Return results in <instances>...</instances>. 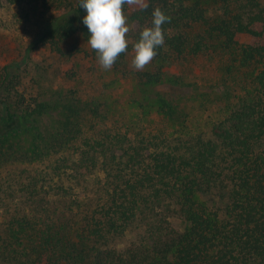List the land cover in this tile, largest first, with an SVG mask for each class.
<instances>
[{
  "label": "trees",
  "instance_id": "1",
  "mask_svg": "<svg viewBox=\"0 0 264 264\" xmlns=\"http://www.w3.org/2000/svg\"><path fill=\"white\" fill-rule=\"evenodd\" d=\"M12 8L0 34L26 41L25 62L32 51L97 61L79 0H0ZM154 8L171 18L164 45L130 69ZM125 11L128 48L110 70L135 74L139 112L109 109L106 92L86 103L66 93L51 126L41 84L0 62V264H264V0H134ZM200 58L214 74L190 83L202 100L184 88L168 97L182 102L164 97L166 70L187 80Z\"/></svg>",
  "mask_w": 264,
  "mask_h": 264
},
{
  "label": "rangeland",
  "instance_id": "2",
  "mask_svg": "<svg viewBox=\"0 0 264 264\" xmlns=\"http://www.w3.org/2000/svg\"><path fill=\"white\" fill-rule=\"evenodd\" d=\"M133 4V3H132ZM16 11V8L9 10L0 11V19L7 14V19H9L10 14ZM8 23V20H7ZM14 35L9 33L0 34V62L4 63H18L21 66V69L24 71L25 80L34 86L41 84L42 95L41 100H46L47 104L50 106V114L47 117L46 123L59 127L64 118V102L67 100L66 93H69V97L82 98V102L86 103V100H92L93 96L98 97L103 92L105 97V102L108 104V108H118V113L121 111L127 112H139L141 109L138 108V103L135 101V98L142 97L137 81H135L132 76L135 74H130L132 76L118 75L112 73L111 70H103L100 68L99 64L95 60H91L89 57L80 56L77 57L74 61L70 58H57L49 55L45 51H32L29 53L28 62L24 61V47L26 41H21L15 39ZM242 41H248L247 36L241 37ZM5 42L7 45L5 46ZM5 55L6 60L3 61L1 56ZM210 60H205L200 58L196 61L194 71H192L187 77L186 80L184 75L180 76L177 69H167L166 73L169 75L164 79L166 82L167 90L169 94H163L164 97L168 98L172 92H175L177 88H184L185 92L195 100L196 104L200 102V98L195 97V92L192 91L193 86L190 83L195 85L203 79L209 80L213 78L214 74L209 70ZM72 69L77 70L79 77L75 76L72 79L65 77L64 73ZM134 68L131 66L130 69ZM182 78L183 81L179 82L178 80L170 81L174 76ZM162 81V80H161ZM177 83H176V82ZM30 84V85H31ZM177 84V86H175ZM200 84H202L200 82ZM166 90V91H167ZM179 89H177L178 91ZM201 92H205V88L201 87L199 89ZM76 92V93H74ZM139 92V93H138ZM176 93V92H175ZM167 94V96H166ZM181 96V95H180ZM182 98V99H181ZM181 98L171 97L170 100L176 102H182L185 100L183 96ZM172 99V100H171ZM191 102L187 101L183 106L178 105V108H183L188 106ZM192 108V107H190ZM189 110V113L193 115L194 110ZM153 111V110H152ZM21 145L19 147L23 148L24 145H28L27 142L23 139L20 140Z\"/></svg>",
  "mask_w": 264,
  "mask_h": 264
},
{
  "label": "clouds",
  "instance_id": "3",
  "mask_svg": "<svg viewBox=\"0 0 264 264\" xmlns=\"http://www.w3.org/2000/svg\"><path fill=\"white\" fill-rule=\"evenodd\" d=\"M132 3L134 0H79V6L86 12L82 23L88 31L87 43L95 51L103 70H110L128 48L129 24L125 6ZM151 16V24L140 31L133 45L132 67L135 70L144 69L165 42L163 25L170 21V16L160 8H154Z\"/></svg>",
  "mask_w": 264,
  "mask_h": 264
}]
</instances>
